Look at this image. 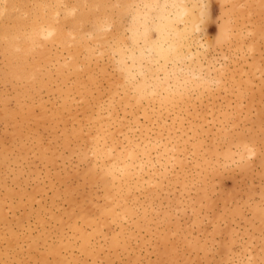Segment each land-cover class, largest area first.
<instances>
[{
	"label": "rangeland",
	"instance_id": "rangeland-1",
	"mask_svg": "<svg viewBox=\"0 0 264 264\" xmlns=\"http://www.w3.org/2000/svg\"><path fill=\"white\" fill-rule=\"evenodd\" d=\"M246 1L233 13L229 2L199 1L208 47L185 66L212 59L222 75L208 89L188 90L176 105L155 94L137 108L114 48L129 46L130 0H0V264H264V0ZM42 18L51 30L36 25ZM228 25L240 29L239 41ZM97 138L121 152L131 141L156 143L142 187L129 192L118 174L115 189L98 169L109 159L95 155ZM164 145L175 146L171 166L157 162ZM109 199L135 214L103 222ZM74 225L92 235V254L79 249Z\"/></svg>",
	"mask_w": 264,
	"mask_h": 264
},
{
	"label": "bare ground",
	"instance_id": "bare-ground-1",
	"mask_svg": "<svg viewBox=\"0 0 264 264\" xmlns=\"http://www.w3.org/2000/svg\"><path fill=\"white\" fill-rule=\"evenodd\" d=\"M199 1H196V0H130V2H132L133 4H135V8L134 10L132 11L133 14H132V19H131V27H130V41H129V46L128 48H125L122 49L121 47H114L115 48V52H116V56L118 57L117 61L119 62V65H120V68L124 71L126 77L129 79V81H127V79H125L127 81L128 84H130L132 86V91H134L136 93V95H134L135 93H133L132 95V98L135 96V99L133 98V100H135V102L133 101L134 105L137 107L138 105L140 106L141 105V100L143 101H146L148 103V101H152L155 94H158L159 95V99L162 100V103L165 102L164 104L166 105V103H171L172 100H176L175 104L173 102L174 105H176L177 101H179L180 99H182V97H187L189 98L188 96H185L186 94L183 95V93L187 92L188 90H192V91H198L199 89H201V91H203L204 89H208V86H209V83L212 81V79H215L217 77V75H222L220 73V70H219V67H215L214 64H213V61L212 59H208L207 62H206V66H202L201 63H197V65L195 67H197V69H195L194 67L193 68H190L189 69V66L191 67L192 65V62L197 59L199 57V54H200V49L201 48H204V47H208L206 43H203L199 37V31H202L201 30V27L199 23V20H198V15H201L202 12L204 13L205 15V11H202L203 10V4H199ZM229 2L230 4V7H228V11H232V13L234 11H238V9H240L238 7V0H236V2H234V0H223V2ZM246 1V0H245ZM247 2V1H246ZM237 4V5H236ZM247 4V3H246ZM240 5V3H239ZM248 5V4H247ZM250 5V4H249ZM244 6V5H243ZM238 7V8H237ZM133 8V7H132ZM227 9V8H225ZM237 9V10H236ZM240 11V10H239ZM131 12V13H132ZM238 13V12H237ZM256 13V12H255ZM227 14V13H226ZM230 14V13H229ZM228 14V15H229ZM258 14V13H257ZM260 14V13H259ZM203 15V16H204ZM259 16V15H258ZM130 17V16H129ZM236 18V17H235ZM48 18H46L47 20ZM264 20V19H263ZM234 21V20H232ZM34 22H36L34 20ZM33 22V23H34ZM44 22V23H43ZM236 22V21H235ZM33 23L31 25H33ZM46 24L45 23V20H43V18L41 19V23H37L36 25H40L42 27V24ZM225 23V22H224ZM223 23V27H225V29H227V24L229 23H226L224 24ZM35 24V23H34ZM43 26L45 28V30H51V29H48L50 28L49 25L47 26ZM225 25V26H224ZM231 25V24H230ZM37 26V27H38ZM130 26V25H129ZM222 26V25H221ZM33 27V26H32ZM31 27V28H32ZM35 27V26H34ZM35 28L32 30V34H33V37L32 39H30L31 41V44H32V41H34V39H37L38 37H40L39 35L41 34V31L42 30H38V28ZM229 27V25H228ZM232 27V28H231ZM30 28V29H31ZM222 28V27H221ZM229 28L232 29V31H229L233 34L234 40H236L238 38V40L236 41H239L240 39V34H241V31H239L240 29H238L236 26H230ZM40 29V28H39ZM150 29H153L154 30V33H155V37L154 39L151 38V35H150ZM224 29V30H225ZM152 30V31H153ZM223 31V29H221ZM220 30V32H221ZM230 30V29H229ZM253 30V29H252ZM44 33H47L46 31H43ZM42 32V33H43ZM226 32V30H225ZM225 32L223 31V33L225 34ZM43 33V34H44ZM51 33V32H50ZM221 33V35L223 34ZM230 33V35H231ZM31 34V33H30ZM31 34V35H32ZM198 34V35H197ZM227 34V33H226ZM46 35V34H45ZM51 35V34H50ZM220 35V36H221ZM47 36V35H46ZM49 36V35H48ZM47 36V37H48ZM224 35H222V38L225 40L226 37L224 38L223 37ZM232 36V35H231ZM37 37V38H35ZM46 37V38H47ZM59 37H56L55 40H58ZM228 38V37H227ZM236 38V39H235ZM40 39V38H39ZM39 39L36 41V44L39 43ZM41 39L43 40L44 37ZM53 39V38H52ZM15 40V39H14ZM45 40V39H44ZM43 40V41H44ZM54 40V39H53ZM228 40V39H226ZM41 41V40H40ZM229 41V40H228ZM57 42V41H56ZM123 41L121 40V43ZM42 43V42H41ZM230 43V42H229ZM235 43V42H234ZM233 43V44H234ZM241 43V42H240ZM25 44V42H24ZM23 44V45H24ZM29 43V45H31ZM35 44V43H34ZM33 44V45H34ZM35 44V45H36ZM16 45V44H15ZM22 45V44H21ZM40 45V43H39ZM42 45V44H41ZM206 45V46H205ZM236 45V44H235ZM234 45V46H235ZM32 46V45H31ZM37 46V45H36ZM237 46V45H236ZM247 46V45H246ZM22 47V46H21ZM28 47V46H26ZM25 46H23L24 49H27ZM39 47V46H37ZM41 47V46H40ZM43 47V46H42ZM123 47V46H122ZM21 48V49H23ZM238 48V47H237ZM23 49V50H24ZM37 49V48H36ZM32 50V49H31ZM42 50V49H41ZM25 52V51H24ZM47 53V51H46ZM40 54V53H39ZM87 54V53H86ZM41 55V54H40ZM45 55V54H44ZM204 56V55H203ZM205 57V56H204ZM126 58L129 60V63L125 62ZM48 60V59H47ZM196 61V60H195ZM188 62L189 66L186 65L185 66V63ZM234 63V62H233ZM194 64V63H193ZM184 67V68H183ZM205 68L203 70V68ZM73 68V67H72ZM256 68V67H255ZM189 70V71H188ZM225 70V69H224ZM254 70V69H253ZM181 72H185V75L181 77L180 73ZM182 73V74H183ZM189 73V76L188 74ZM223 73V72H222ZM230 73V72H229ZM231 74V73H230ZM136 75L138 76V79H136ZM180 75V76H179ZM219 75V76H220ZM226 76V75H225ZM230 76V75H229ZM232 77V76H230ZM220 79V78H219ZM241 79V78H240ZM242 81V80H241ZM251 82V81H250ZM217 82H215L216 84ZM242 83V82H241ZM122 84V83H121ZM211 84V83H210ZM232 84V83H231ZM127 85V84H126ZM224 85V84H223ZM245 85V84H243ZM122 87H125V84L124 86ZM128 87H130L128 85ZM247 87V86H246ZM224 88V87H223ZM117 89V88H116ZM122 88H120L121 90ZM211 89V88H209ZM217 89H219V87H217ZM119 90V91H120ZM128 90V89H127ZM222 90V89H221ZM124 91V90H123ZM126 91V90H125ZM130 91V90H129ZM209 91V90H208ZM207 91V92H208ZM115 92V91H114ZM206 92V93H207ZM122 93V91H121ZM173 93H175L178 97L177 98H174L175 96H173ZM194 93V92H192ZM202 92H199L200 95L198 96H201ZM212 93V92H211ZM208 94V93H207ZM125 95V94H124ZM183 95V96H181ZM188 95V94H187ZM83 96V95H82ZM123 96V95H122ZM128 96V94H127ZM180 97V99H179ZM192 97V96H191ZM202 97V96H201ZM124 98V97H122ZM129 98V97H128ZM127 98V99H128ZM197 98V96H196ZM131 99V97H130ZM129 99V100H130ZM178 99V100H177ZM123 100H126L125 98ZM155 100V99H154ZM153 100V101H154ZM157 101H159L157 98H156ZM161 100L159 102H161ZM185 100V99H183ZM189 100V99H188ZM120 101V99H119ZM142 101V102H143ZM150 101V102H151ZM152 101V102H153ZM125 102V101H124ZM145 102V103H146ZM123 103V102H122ZM182 103V101H181ZM189 103V102H188ZM130 104V103H129ZM160 104V103H159ZM158 104V105H159ZM163 104V105H164ZM186 104V102H185ZM133 105V104H132ZM156 105V104H155ZM182 105V104H181ZM184 105V104H183ZM129 106V105H128ZM186 106V105H184ZM160 107V106H158ZM162 107V106H161ZM165 107V106H164ZM169 107V106H168ZM173 107V106H172ZM178 107V106H177ZM180 107V106H179ZM183 107V106H182ZM138 108V107H137ZM181 108V107H180ZM124 109V108H123ZM167 109V108H166ZM173 109V108H171ZM134 110V109H133ZM151 110V109H150ZM154 110V109H153ZM165 110V109H164ZM178 110V109H177ZM184 110V109H182ZM129 111V109H128ZM146 111V110H145ZM145 111L143 113V115H145ZM158 111V110H157ZM166 111V110H165ZM173 111V110H172ZM247 111V110H246ZM135 112H137L135 110ZM177 112V111H176ZM180 112V110L178 111ZM249 112V111H248ZM158 113V112H157ZM161 113V112H160ZM158 113V114H160ZM111 114V113H110ZM131 114V113H130ZM176 114V113H175ZM178 114V113H177ZM109 115V113H108ZM133 115V114H132ZM142 115V116H143ZM149 115V113H148ZM150 116V115H149ZM159 115H157V118H158ZM134 117V116H133ZM145 117V116H144ZM226 117V116H225ZM112 119V118H111ZM148 119V118H146ZM150 119V118H149ZM222 119V118H221ZM113 120V119H112ZM217 120V119H216ZM95 121V120H94ZM93 121V122H94ZM218 121V120H217ZM158 122V121H157ZM221 122V121H220ZM98 123V122H97ZM105 123V122H104ZM102 123V125L104 124ZM114 123V121H113ZM134 124V122H133ZM164 124V123H163ZM95 125V124H94ZM136 125V124H134ZM107 126V125H106ZM164 126V125H163ZM99 127V126H98ZM121 127V125L119 126ZM196 127V126H195ZM198 127V126H197ZM196 127V128H197ZM101 128V127H100ZM98 128V129H100ZM199 128V127H198ZM105 129V127H104ZM116 130L118 128H115ZM120 129V128H119ZM190 129V128H189ZM193 129V128H192ZM191 129V130H192ZM101 130V129H100ZM106 130V129H105ZM115 130V131H116ZM129 130V128H128ZM220 130V129H219ZM113 131V132H115ZM118 131V130H117ZM169 132V130H167ZM194 130L190 131L192 133ZM101 132V131H100ZM104 132V131H103ZM102 132V134H103ZM108 132V131H107ZM105 132V133H107ZM104 133V134H105ZM121 133V132H120ZM119 133V134H120ZM125 133V132H124ZM127 133V132H126ZM101 134V135H102ZM118 134V135H119ZM122 135V134H121ZM200 135V134H197V136ZM104 136V135H103ZM102 136V137H103ZM113 136V135H112ZM194 136V135H193ZM201 136V135H200ZM90 137V136H89ZM100 137V136H99ZM128 137V136H127ZM191 137V136H190ZM195 137V136H194ZM193 137V138H194ZM132 138V137H131ZM129 137V139H131ZM96 139V138H95ZM97 147L94 148L95 150V155H98L100 160H103L101 158H104V159H109L106 163L107 164H103V166H100L98 169L100 168H103L104 171L103 173L106 175V176H110L112 177L113 180H116L118 184H116L117 188H115L116 190H118V188H122L120 187L121 186V182L124 183L127 185V190H129L130 192V189L129 187H134V189H137V186L138 184L141 185V183H143V180L140 178V173L143 172L144 173V170H145V167L147 169V171L145 170V174L149 176V168H152L151 166H153L152 164V160L150 159V154H151V149H153L154 151V147H155V144H145L143 146H140L139 144H133L131 142H129L127 144V147H121V150H123V152L119 151L116 149V143L115 145L113 144V142H109L108 145H106L104 141V138H103V141L101 139V142L102 144H98V141L100 138H97ZM113 139V137H112ZM124 139V138H123ZM125 139L126 138V135H125ZM159 139V138H158ZM168 139V138H167ZM186 139H188L186 137ZM185 139V141H186ZM196 139V142L198 141L197 138ZM200 139V137H199ZM120 140V139H119ZM118 140V141H119ZM128 140V139H127ZM94 141V140H93ZM113 141V140H112ZM121 141V140H120ZM134 141V140H133ZM127 142V141H126ZM149 142V141H148ZM155 142V141H154ZM161 142V141H160ZM168 142V141H167ZM91 143V142H90ZM108 143V142H107ZM159 143V142H158ZM166 143V141H165ZM119 144V143H118ZM141 144V143H140ZM167 144V143H166ZM192 144V143H191ZM193 144H194V141H193ZM193 144L191 145V147L193 146ZM158 145V144H157ZM160 145V143H159ZM196 145V144H195ZM115 146V147H114ZM125 146V145H123ZM189 146V145H188ZM240 146V145H239ZM94 147V146H92ZM158 147V146H157ZM156 147V148H157ZM160 147V146H159ZM194 147V146H193ZM175 146L172 145L171 147L168 148V146L164 145L162 148L159 149L158 151V158L159 159L160 157H162L165 161H169V159L173 158V154H175L176 152H173ZM201 148V147H200ZM198 149V148H197ZM242 151L246 150L248 152V149L246 148H241ZM93 151V150H92ZM182 151V150H181ZM193 151V150H192ZM91 152V151H90ZM172 153V155H169V153ZM195 152V151H194ZM197 152V151H196ZM195 152V153H196ZM210 152V151H209ZM84 153V152H83ZM157 153V151H156ZM170 153V154H171ZM194 153V154H195ZM211 153V152H210ZM214 153V152H213ZM233 153V152H232ZM231 153V154H232ZM242 154L245 153L244 152H241ZM82 154V153H81ZM93 154V153H92ZM138 154H140V159H138ZM154 154V153H153ZM152 154V155H153ZM182 154V153H181ZM184 154V153H183ZM182 154V155H183ZM209 154V153H208ZM219 154V153H218ZM235 154V152H234ZM239 154V153H238ZM94 155V156H95ZM151 155V156H152ZM236 155V154H235ZM245 155V154H244ZM83 156V154H82ZM85 156V155H84ZM93 156V155H92ZM102 156V157H100ZM138 156V157H137ZM194 156H197V155H194ZM202 156V155H201ZM211 156V154L209 155V157ZM182 157V156H181ZM184 157V156H183ZM200 157V155H199ZM228 157V156H227ZM230 157V156H229ZM228 157V158H229ZM239 158L241 157V154H239L238 156ZM94 158V157H93ZM92 158V159H93ZM154 158V159H156ZM176 158V156H175ZM201 158V157H200ZM179 159V158H178ZM177 159V160H178ZM204 159V158H203ZM202 159V160H203ZM230 159V158H229ZM243 159V158H242ZM99 160V161H100ZM95 161V160H94ZM159 161V163L161 164L162 162H160V159L157 160V162ZM163 161V160H162ZM165 162V165L166 163L169 164V162ZM173 161V160H172ZM156 162V163H157ZM164 162V161H163ZM178 162V161H177ZM202 162V161H201ZM176 163V162H175ZM181 163L180 162V166H181ZM159 164V165H160ZM164 164V163H163ZM162 164V165H163ZM172 164V163H171ZM177 166H178V163H176ZM93 165V164H92ZM164 165V166H165ZM170 165V164H169ZM171 166V165H170ZM169 166V167H170ZM202 166V165H201ZM148 167V168H147ZM154 169H155V165L153 166ZM161 167V165H160ZM164 168V167H163ZM162 168V169H163ZM165 169V168H164ZM205 169V168H204ZM167 170V169H166ZM152 172V171H151ZM154 172V171H153ZM152 172V173H153ZM100 173V172H98ZM155 173V172H154ZM120 175V178L123 180V181H120L118 180L117 178V175ZM151 174V173H150ZM102 175V174H100ZM165 176V175H164ZM136 178L134 181H133V178ZM160 177V176H159ZM119 178V179H120ZM150 178V177H149ZM163 179V178H162ZM141 180V181H140ZM140 182V183H139ZM148 183V182H147ZM158 184V182H156ZM106 184V183H105ZM143 185V184H142ZM141 185V187H142ZM154 185V183H153ZM113 187V186H112ZM131 187V188H132ZM125 188V189H126ZM145 188V187H144ZM142 189V188H141ZM133 190V189H132ZM144 190V189H142ZM160 190V189H159ZM108 191V190H107ZM106 191V192H107ZM110 192V191H109ZM114 192V191H113ZM126 192V191H125ZM116 193V191H115ZM105 195V193H103ZM107 194H113L114 193H107ZM106 194V195H107ZM119 194V192H118ZM111 195H107L106 197H110L111 198ZM206 195V194H205ZM127 196V195H126ZM113 197V196H112ZM123 197V196H122ZM121 197V198H122ZM105 198V197H104ZM114 198V197H113ZM119 198V197H118ZM117 199V198H115ZM109 208H107L108 206H106V210H103L101 215L105 218V220H102L103 222L109 220L110 222H117L119 220H124L126 221V217H130L135 214L133 213L130 205H127L126 202L124 204V202H119V200H113V199H109ZM115 201V202H114ZM117 201V202H116ZM124 201V200H123ZM127 201V200H126ZM107 202V201H106ZM206 202V201H204ZM89 205V204H88ZM87 206V205H86ZM133 207V206H132ZM90 208V207H88ZM87 208V209H88ZM145 209V208H143ZM84 213L86 212L83 211ZM83 213V214H84ZM92 213V212H91ZM144 213V212H143ZM71 214V213H70ZM69 214V216H70ZM73 214V213H72ZM87 215L89 216V214L87 213ZM87 215L86 216H82V219L81 221L84 223H88L90 221V218H87ZM145 215V214H144ZM72 217V215H71ZM70 217V218H71ZM69 218V217H68ZM69 218V219H70ZM73 218V217H72ZM71 218V219H72ZM81 218V217H80ZM75 219V217H74ZM73 221V219H72ZM75 221V220H74ZM74 221L71 223V224H74ZM88 221V222H87ZM100 223H101V220H99ZM82 222H80L82 224ZM95 223V225H94ZM93 223V225L95 227L97 226H100L96 224V221ZM106 223V222H105ZM109 223V222H107ZM81 224H79V226H81ZM112 223H110L111 225ZM84 225V224H83ZM89 225V224H88ZM102 225V224H101ZM63 226V225H62ZM67 226L70 227V230L72 231V228L71 226H69V223H67ZM75 228L73 231H77L79 230V226H77V230L76 229V225H74ZM90 226V225H89ZM109 227V226H108ZM98 229L94 228L92 229L91 231L93 230H96L94 232H90L91 234L93 233V235H97V232H100V227H97ZM105 227H103L104 229ZM112 228V227H111ZM119 228V227H118ZM122 228V227H121ZM119 228V229H121ZM217 228V227H216ZM83 229V228H82ZM101 229H102V226H101ZM84 232H85V229H83ZM100 230V231H99ZM80 231H81V234L78 233V235H80V237L82 236L83 237V240L82 238L79 239L81 240V246L80 244L78 245L80 248V250L83 252L86 253V254H92V249L90 247V240L89 238L92 237V235L90 234V237H88L89 235L88 234H85L81 228H80ZM121 231V230H120ZM87 233V232H86ZM113 233V232H112ZM122 233V232H121ZM85 234V235H84ZM102 235V232L99 233ZM98 234V235H99ZM104 234V233H103ZM88 235V236H87ZM100 235V236H101ZM105 235V234H104ZM103 235V236H104ZM120 235V234H119ZM75 237V234L73 235ZM102 236V237H103ZM101 237V238H102ZM106 237V236H104ZM115 237V238H114ZM78 238V236H77ZM120 238H121V235H120ZM116 240V236L114 235L113 236V240ZM119 240V238H118ZM65 242V241H64ZM69 242V241H68ZM71 242V241H70ZM116 241H114V243H112V245L115 244ZM70 244V243H69ZM116 244H118V242H116ZM124 244V243H123ZM74 245V244H73ZM206 245V244H205ZM64 246V244H63ZM116 246V245H115ZM54 247V246H53ZM94 247V246H93ZM113 247V246H112ZM204 247V246H203ZM55 249V247H54ZM78 249V250H79ZM99 249V248H97ZM174 249V248H173ZM203 249V248H202ZM56 250V249H55ZM79 250V251H80ZM96 250V249H94ZM81 252V253H82ZM170 255V254H169ZM42 258V257H41ZM57 261V260H56ZM47 264V263H46Z\"/></svg>",
	"mask_w": 264,
	"mask_h": 264
}]
</instances>
